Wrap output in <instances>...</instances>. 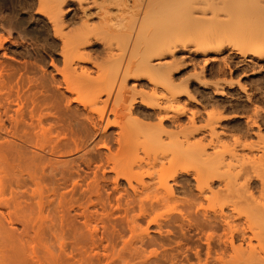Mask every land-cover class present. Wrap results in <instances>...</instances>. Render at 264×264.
<instances>
[{"label":"bare ground","instance_id":"obj_1","mask_svg":"<svg viewBox=\"0 0 264 264\" xmlns=\"http://www.w3.org/2000/svg\"><path fill=\"white\" fill-rule=\"evenodd\" d=\"M34 3L52 34L42 51L54 75L46 79L36 57L17 52L8 35L0 37V264H177L188 252L196 264H264L260 109L246 116V132L226 156L220 151L224 133L216 130L221 118L207 116L196 129L189 113L181 129L178 117L188 107L171 85L178 70L173 51L187 32L195 35L192 51L219 54L237 37L241 57L257 54L264 0ZM27 4L21 0L29 11ZM5 5L0 0V8ZM75 6L82 22L71 28L65 20ZM150 26L168 27L150 54L169 52L172 62L134 59ZM57 43L58 60L52 58ZM7 53L35 64H13ZM95 55L106 61L97 63ZM141 73L152 76L153 89L136 98L125 87ZM137 105L153 110L157 124L139 122ZM165 120L179 131L168 133ZM182 175L194 181L188 199L181 197ZM186 230L195 231L196 246ZM119 243L128 255L116 252ZM152 246L159 255L145 254Z\"/></svg>","mask_w":264,"mask_h":264},{"label":"rangeland","instance_id":"obj_2","mask_svg":"<svg viewBox=\"0 0 264 264\" xmlns=\"http://www.w3.org/2000/svg\"><path fill=\"white\" fill-rule=\"evenodd\" d=\"M26 1L28 2L27 5H29L30 7L29 11L21 6V0H6L5 7L3 9L0 8V19L2 18L6 24L5 26L9 27H3V32V25L0 26V37L5 38L8 35L9 37L7 39L18 44V48L16 49L17 52H21V50L28 51L29 54L33 55V57H36L35 60H38L36 61L37 69L44 70V72L46 73L45 78L47 79L48 77L49 79V76L54 75V73L51 67L48 66L49 56L43 53L42 48L48 44L50 45V38L52 37V34L50 29H48L49 27L46 22L34 13V0ZM71 9L72 10L70 16L67 18V20H65V23L66 25H71V28L79 27L81 25L80 23L82 22L80 10L76 6L72 7ZM95 13L96 11L93 9L88 12V15H90V18L93 19L94 22L96 21ZM44 24L47 25L46 34L42 32V27L44 26ZM157 26H150L151 29L148 27L149 30H147L149 32L145 33L147 39L145 41H139V43L141 44H139L137 47V56L135 55L134 59H142L143 56H148L149 58L150 56L149 62L151 63V65H154L157 61H163L165 63L172 62L169 52H164L161 56L156 57L154 55L151 56L152 52L150 54V51H153L155 47H158V45L161 44L164 36H166L165 33H168V27L161 29L160 26L159 28H157ZM186 35L187 36L184 37V39H186H183L184 42H181L183 46L180 45L182 47H178V49L173 51V55L176 54L173 57L174 59L176 57L175 60L177 61V63H179V66L173 60L176 63H174V66H177L178 70L176 71L175 67L173 69L174 72L171 73L173 74L171 85L174 86V93L179 95V100L181 102H185L184 104L186 105V107H188L186 109L187 111L184 110L182 113L183 115L181 114V116L178 117V124L180 125L181 129L188 127L189 123L187 120L190 118L191 113L195 114L194 127L196 129L204 128V126L206 125V121L208 120L207 116L213 115V118H215V116L217 118H221L222 120L220 119V121L218 120L219 122L217 121L218 123L216 130L221 135L224 133V138L222 139L223 148H221L220 151L222 150L221 153H224L227 156L229 150L234 146V140H236L238 137H242V135L246 132L244 121L246 116L252 114V110L254 107H258L257 109H260L258 110L260 113L258 112L257 120L259 125L261 126V133L264 136V43H259L258 47H256V55L253 54V56H251L252 54H247V56L241 57V54L236 49H239L238 46L240 45V41L237 39V37H231V42L229 41L230 39H228L227 41H229V43H226L227 41H225L222 44L223 47L221 48V51H219V54H215L216 52H213L214 50L211 51V49L205 48L192 51L191 48L193 47L191 44H189V41L191 42L192 40H194L195 35L193 33L188 34V32ZM187 38L190 40H188ZM233 38H236V40H234ZM53 46L55 47V49L53 50V54L55 56L52 58L58 60L59 57L57 56L56 52V49H58V43ZM96 56L97 55H95L94 57L95 59H97L95 60L96 62L98 61L97 63L103 64L104 60L106 61L105 56ZM6 57L9 60L12 58L14 63L12 62V60L8 61L13 64L17 62V64H19L24 60H26L27 62L29 61V63H32L34 61V59L32 58H21L19 56H14L11 53H7ZM214 57H216L217 60L211 61V59H214ZM0 59H4L2 58L1 52ZM205 60H207V62ZM42 62L45 65L42 64ZM33 64H35V62H33ZM35 72L38 75L41 74V70L36 71V68ZM149 76V74L144 75L143 73H141V75H137V77H129L127 79L125 90L128 92H132V94H134L136 98L137 96L139 97L144 94H149L153 89V83H151L153 82L151 79L152 76ZM137 80L140 83H136ZM187 93L189 94V97L191 99L188 97ZM136 108L140 109V111L142 110L140 112V117L138 118L139 122L143 123L144 125L148 124V126H154L157 124V119L154 116L155 112H153V110H146L139 105H137ZM163 126L168 133H176L179 131L178 129H174L175 127L173 125L171 126L170 122L166 120L163 122ZM112 131L113 129L109 130L108 133ZM249 139L250 138L246 140L247 143L251 141L255 142V139L253 137L250 139L251 141ZM258 146L262 145L258 144ZM181 180L184 186L181 197H184V199H188L192 196L190 190L192 191V187L194 184L193 178H191L190 175H182ZM195 218L196 217H194V219ZM191 224H195L193 223V219ZM192 229L191 231L194 230ZM188 231L186 233H188ZM191 231H189L188 236L191 238L193 237V242H191L194 244V241L197 242V240L194 239V235L196 236V234H193L195 231ZM120 244L121 243L117 245L116 252L121 251L122 255H128L130 250L128 248L121 250ZM197 244L198 242L194 246H196ZM189 247L191 246L189 245ZM191 248L194 247L192 246ZM146 249V255L155 253L156 255L160 254V250L157 248V246L148 247ZM110 251L111 250H109V252ZM184 256L183 259L181 258L182 262H178L177 264H196L195 257L192 255V253H186V259H184Z\"/></svg>","mask_w":264,"mask_h":264}]
</instances>
